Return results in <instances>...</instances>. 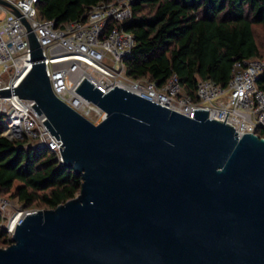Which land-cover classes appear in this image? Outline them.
Instances as JSON below:
<instances>
[{
    "label": "water",
    "instance_id": "obj_1",
    "mask_svg": "<svg viewBox=\"0 0 264 264\" xmlns=\"http://www.w3.org/2000/svg\"><path fill=\"white\" fill-rule=\"evenodd\" d=\"M24 22L33 63L0 94L34 102L82 182L54 208L23 210L0 264H264V137L85 78L76 91L107 114L94 123L56 96Z\"/></svg>",
    "mask_w": 264,
    "mask_h": 264
},
{
    "label": "built area",
    "instance_id": "obj_2",
    "mask_svg": "<svg viewBox=\"0 0 264 264\" xmlns=\"http://www.w3.org/2000/svg\"><path fill=\"white\" fill-rule=\"evenodd\" d=\"M132 1H101L84 17L57 22L39 17L38 0H0V90L16 87L32 66L25 20L42 47L41 61L56 96L94 123L107 114L76 91L85 78L104 93L116 85L190 117L194 110L208 109L210 118L230 122L239 136L264 128V90L256 83L264 58L236 61L225 85L200 79L195 98L183 92L176 72L161 85L149 77L128 75L125 60L135 45V34L124 26L133 14ZM33 103L14 92L0 94L3 132L25 137L26 145L48 146L62 163L61 140L51 134L43 123L45 115L38 114ZM5 227L12 234L14 229Z\"/></svg>",
    "mask_w": 264,
    "mask_h": 264
},
{
    "label": "trees",
    "instance_id": "obj_3",
    "mask_svg": "<svg viewBox=\"0 0 264 264\" xmlns=\"http://www.w3.org/2000/svg\"><path fill=\"white\" fill-rule=\"evenodd\" d=\"M112 0H38L43 19L57 22L84 17L92 5ZM125 28L135 34L126 58L128 75L149 77L159 85L176 72L183 92L196 97L200 79L228 83L234 64L264 58V0H133ZM257 86L264 90V70ZM0 114V193L23 208H54L76 196L82 177L59 160L48 146L26 145L25 137L3 132ZM255 133L264 137V128ZM2 215L0 212V221ZM12 242L0 226V246Z\"/></svg>",
    "mask_w": 264,
    "mask_h": 264
},
{
    "label": "rangeland",
    "instance_id": "obj_4",
    "mask_svg": "<svg viewBox=\"0 0 264 264\" xmlns=\"http://www.w3.org/2000/svg\"><path fill=\"white\" fill-rule=\"evenodd\" d=\"M256 34L258 38H264V28L259 27L256 30ZM31 209H41V208H23L21 203L13 198H9L8 196L0 193V212L2 215V219L0 221V226L2 228L6 229V225L9 224V220L11 217L14 215L15 212L17 211H22L23 210H31ZM11 243V242H10ZM8 243V244H10ZM8 244H5L4 246H7ZM3 247V246H2Z\"/></svg>",
    "mask_w": 264,
    "mask_h": 264
},
{
    "label": "bare ground",
    "instance_id": "obj_5",
    "mask_svg": "<svg viewBox=\"0 0 264 264\" xmlns=\"http://www.w3.org/2000/svg\"><path fill=\"white\" fill-rule=\"evenodd\" d=\"M24 212L22 211H17L14 213V215L11 217L9 220V226L10 228L14 229L16 227V224L20 222V220L23 218Z\"/></svg>",
    "mask_w": 264,
    "mask_h": 264
}]
</instances>
